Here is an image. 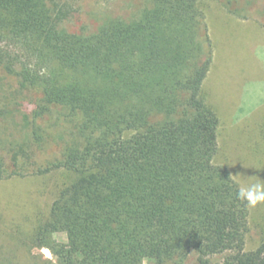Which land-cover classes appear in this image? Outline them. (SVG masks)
<instances>
[{"label":"trees","instance_id":"1","mask_svg":"<svg viewBox=\"0 0 264 264\" xmlns=\"http://www.w3.org/2000/svg\"><path fill=\"white\" fill-rule=\"evenodd\" d=\"M201 1L151 0L135 17L73 32L65 1L0 0V75L23 98L0 118L25 136L9 164L0 152V179L68 173L27 242L13 235L29 254L54 257L31 255L34 264H186L191 252L198 264L214 255L264 264V239L245 249L239 185L214 162L219 118L203 92L212 43ZM233 1L225 7L239 15ZM60 121L68 138L51 131ZM56 139L59 157L38 166L36 151ZM11 256L0 251V263Z\"/></svg>","mask_w":264,"mask_h":264},{"label":"rangeland","instance_id":"2","mask_svg":"<svg viewBox=\"0 0 264 264\" xmlns=\"http://www.w3.org/2000/svg\"><path fill=\"white\" fill-rule=\"evenodd\" d=\"M62 1L70 4L73 10L69 20L63 23L73 32L92 31L106 17H135L151 3V0ZM224 3L225 0H202L199 4L212 43V62L203 82V92L219 118L218 152L214 162L226 166L233 178L252 183L264 180V0L232 2L231 8H238L240 17L255 24L237 21ZM22 59L27 61V58ZM1 77L0 108L22 98L13 89V80ZM29 96L33 98V94ZM8 121L0 118V152L9 164L11 152L16 144L24 143L25 136L22 132L16 134L9 130ZM54 121L55 115H52L45 119V124ZM69 126L60 121L58 126L51 127V131L55 136L64 131L63 137L68 138L66 130ZM59 150L58 139L49 142L45 148L36 151L37 165L42 167L59 157ZM67 179L68 173L63 170L0 179V251L14 257L10 262L0 264H34L31 255L54 259L46 248H31L29 254L27 248L17 246L13 235L24 242L28 240L37 220L48 210L56 191ZM54 236L67 242L71 234L59 232ZM263 239L264 204L249 206L245 249H255ZM222 260L223 255H214L211 264H220ZM143 264H152V261L145 259ZM186 264H198L196 253L188 255Z\"/></svg>","mask_w":264,"mask_h":264},{"label":"clouds","instance_id":"3","mask_svg":"<svg viewBox=\"0 0 264 264\" xmlns=\"http://www.w3.org/2000/svg\"><path fill=\"white\" fill-rule=\"evenodd\" d=\"M234 179H236V182L239 185L238 197L240 200L246 201L250 207L264 204V180L246 183L237 178Z\"/></svg>","mask_w":264,"mask_h":264},{"label":"crops","instance_id":"4","mask_svg":"<svg viewBox=\"0 0 264 264\" xmlns=\"http://www.w3.org/2000/svg\"><path fill=\"white\" fill-rule=\"evenodd\" d=\"M234 16L236 17V19H238L237 21H239L242 24H249V23H254L255 24V22H250L249 20L244 19V17H242V16L240 17V15L234 14ZM255 59H257L256 55H255ZM258 61L260 62V60H258Z\"/></svg>","mask_w":264,"mask_h":264}]
</instances>
